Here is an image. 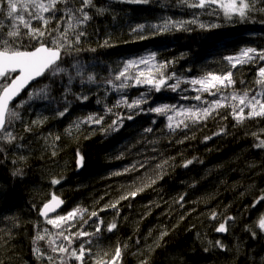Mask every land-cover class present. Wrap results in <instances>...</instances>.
<instances>
[{
	"label": "trees",
	"instance_id": "trees-1",
	"mask_svg": "<svg viewBox=\"0 0 264 264\" xmlns=\"http://www.w3.org/2000/svg\"><path fill=\"white\" fill-rule=\"evenodd\" d=\"M95 2L108 11L103 15L90 12L92 19L84 26L86 35L81 38L82 50L77 55L87 66L86 71L95 75L96 83L81 85L79 80L74 81L65 100L66 78L55 81L50 98L25 105L20 109L22 122L16 121L9 128L23 139L14 142L21 147L0 154V264H48L46 258L37 259L33 240L38 231L43 235L45 228L56 232L38 215L41 203L53 193L64 200L60 214L80 207L89 213L97 211L105 226L112 222L117 225L111 232L102 227L96 236L74 240L72 248L84 243L92 250L85 264L108 260L117 245L122 247L120 264H141L142 260L148 264H264V232L256 226L264 214V201L256 203L264 196V149L254 146L259 140L252 135L256 133L264 140V119L236 124L229 115L231 109L222 108L207 120L187 122L189 127L171 131L166 115L148 111L164 104L177 109L193 105L202 108L207 106L204 100L219 98L204 93L202 101H196L193 97L199 93L193 89L198 86L184 81L228 71L230 66L224 57L237 55L242 48L264 49V15L253 13L248 21L238 22L226 20L222 13L201 14L202 10L186 8L178 0ZM193 13L199 22L219 27L202 30L190 24L187 27L191 31L156 35L146 28V39L131 31L138 24H158L166 18L191 20ZM105 41L108 46H104ZM153 52L154 64L172 62L163 71L166 75L175 73L181 80L176 91H150L147 85L117 91L106 83L127 60ZM261 64L264 62L231 69L234 89L259 91L255 80ZM232 91L229 88L224 95ZM142 94L147 103L140 108L129 109L125 103L117 106L120 100L131 103ZM81 96L88 99H78ZM20 99H26V93ZM66 107L67 112L60 116ZM89 115L103 116V122L75 127ZM168 115L176 121L183 119L174 113ZM37 119L42 123H27ZM113 121H117L115 130L108 128ZM25 124L32 127L30 132L24 131ZM148 128L152 131H145ZM0 146L8 147L3 141ZM20 156L26 159L20 160ZM80 157L82 166L77 165ZM187 161L192 163L185 167ZM133 164L136 171H124ZM159 164L163 167H157ZM17 169L21 174L13 175ZM117 172L121 174L114 175ZM54 177L61 182L52 185ZM131 192L136 195H129ZM117 201L116 208L106 207ZM102 208L105 210L100 211ZM213 213L217 214L215 219ZM225 221L227 231L216 232L215 228ZM96 222V217L83 225L76 221L70 231L94 232ZM47 239L56 237L46 236L39 246L56 256L47 248ZM216 241L224 247L216 246ZM61 242L67 243L57 239V244ZM56 264H60L58 257ZM69 264L78 262L71 260Z\"/></svg>",
	"mask_w": 264,
	"mask_h": 264
},
{
	"label": "snow or ice",
	"instance_id": "snow-or-ice-1",
	"mask_svg": "<svg viewBox=\"0 0 264 264\" xmlns=\"http://www.w3.org/2000/svg\"><path fill=\"white\" fill-rule=\"evenodd\" d=\"M133 4H148L150 0H126ZM178 2L189 9H200L201 14L220 15L232 21L236 19L238 22H246L250 19L253 13H260L264 15V0H178ZM259 5V6H258ZM96 15H103L108 11L105 6H98L95 0H0V141H3L8 147L0 146V154L7 152L12 147H21L14 142L23 137L15 136L9 128L14 125V122L23 120L20 109L25 105H30L34 100H48L51 95L52 83L57 80L63 81L66 78V89L64 98L66 100L67 94L71 92V85L74 81L79 80L80 84L96 83L94 74L86 71L87 66L78 58V53L82 50L79 45L81 38L86 35L84 26L92 19L90 12L93 11ZM197 25L202 30H210L219 27L217 24L206 25L199 22L195 13L191 20H172L171 18L163 19L158 24H138L131 31L139 33L140 39H146L147 36L143 33L145 29L152 30V34H163L172 31H191L187 25ZM104 46H108L105 41ZM95 51V49H91ZM156 60V53H150L147 56H142L138 59L127 60L123 67L114 75L113 79L106 81L114 90H123L128 87L147 85L150 91L160 92L164 88H169L176 91L180 87L181 80L175 76V73L165 74L163 69H166L169 63L160 62L153 63ZM224 60L227 61L230 69L222 74L207 73L199 78H193L185 83H190L195 87L193 90L199 93L194 96L196 101H202V95L207 93L209 96L219 97L211 101L204 100L203 103L207 106L198 108L195 105L192 107L176 108L175 105L164 104L148 111L154 112L158 115H166L168 124L167 128L171 131L183 126L189 127V123H199L212 117L213 114H219L222 108H230L229 115L236 121V124H243L245 120L264 119V64H261L257 69V78L255 80L259 91L252 92L246 89L238 92L234 89L236 81L233 79V72L231 69H236L238 66L248 64H260L264 62V49L257 50L256 48L246 47L242 48L237 55L226 56ZM144 68L141 69L140 66ZM132 69H135L133 72ZM155 69V71H153ZM47 80L49 83H43ZM169 80H175L174 83L169 84ZM118 81L119 83H115ZM132 83H129V82ZM232 88L230 95L224 93ZM26 92V99L17 98L21 93ZM187 98V97H185ZM81 100H87V96L78 97ZM233 101L235 103H226V101ZM15 102V103H14ZM121 103L127 104L129 109L140 108V105L147 103L144 94L140 98L128 103L126 99L117 102V106ZM247 109V111H246ZM67 107L64 111L59 112L60 116L65 115ZM111 112V109H108ZM182 116L183 119L174 120L173 115ZM227 118V117H225ZM103 116L89 115L85 120L76 123L75 127L79 128L81 123L101 124ZM128 119H132L129 115ZM41 120H33L32 125H39ZM117 121H113L108 126L109 129L115 130L114 126ZM32 127L28 124L24 125V131L30 132ZM151 132L152 129H145ZM223 131V129L221 130ZM264 133V129L261 130ZM218 134V133H217ZM259 142L254 146L256 148L264 149V140L259 139ZM59 139V137H56ZM206 139H210L206 138ZM55 154V153H53ZM20 160L26 159L23 156ZM15 163V161H13ZM144 163H140V167H144ZM164 163H167L165 161ZM192 161H187L185 167L191 164ZM83 157L77 160V165L82 166ZM157 167H163L162 164ZM137 170V165L133 164L126 168L125 172H132ZM21 170L17 169L13 175H20ZM117 172L114 175H120ZM60 179L53 178L52 185L59 184ZM152 183H155L153 180ZM143 189H139L142 191ZM135 196L136 192L129 193ZM127 196H122L121 199H127ZM183 199V197H181ZM264 201V196H261L256 203ZM113 203L106 207L116 208L117 204ZM63 204V201L54 193L51 198L43 203L39 209V214L46 218V223L56 229L55 233L50 232L47 228L43 229V235L37 232L34 237V244L37 246L33 249L37 259H47L48 264H56L57 257L60 264H69V261L74 260L78 264H85L87 254L91 253V248H85V244L81 243L78 248H72L75 239L83 237L96 236L102 231V227L106 228L108 232L113 231L117 225L115 222L104 225V221L99 219L97 211L88 212L87 209L77 207L65 215L57 214L50 217L49 214L56 211V209ZM255 207V204L253 205ZM102 208L100 211H104ZM87 213V219L85 214ZM216 213L212 214V219L216 218ZM93 217L97 218L95 224V231L88 232L86 230H78L71 232L70 229L75 227L76 221L81 225L88 223ZM227 219H232L231 217ZM261 232H264V214L260 216L256 225ZM251 231V228L248 229ZM216 232H226V221L219 224L215 228ZM68 233V234H66ZM256 233L253 232V235ZM55 235L56 239H47V248L50 255L42 251L38 242L45 240L46 236L52 237ZM167 233H162L160 240ZM57 239H62L67 243L57 244ZM90 243V241H87ZM211 244V241L209 242ZM216 246L223 248L220 241H216ZM123 247H127L124 245ZM156 247H159V242H156ZM205 251H208L206 248ZM105 255H108L105 253ZM122 256V247L117 245L114 253L108 260L96 259L94 264H120ZM141 264H148L147 260H142Z\"/></svg>",
	"mask_w": 264,
	"mask_h": 264
},
{
	"label": "water",
	"instance_id": "water-1",
	"mask_svg": "<svg viewBox=\"0 0 264 264\" xmlns=\"http://www.w3.org/2000/svg\"><path fill=\"white\" fill-rule=\"evenodd\" d=\"M27 92V90H25V92L24 93H21V96L20 97H18L17 98V100H19L25 93ZM15 103V102H14ZM60 198V197H59ZM62 201H63V199L62 198H60ZM64 207H65V203H64V201H63V204L62 205H60L57 209H56V211L55 212H53V213H50L49 214V216L50 217H54L55 215H57V214H60L61 213V211L64 209ZM40 215V214H39ZM41 218L44 220V221H46V218L45 217H42L41 216Z\"/></svg>",
	"mask_w": 264,
	"mask_h": 264
},
{
	"label": "bare ground",
	"instance_id": "bare-ground-1",
	"mask_svg": "<svg viewBox=\"0 0 264 264\" xmlns=\"http://www.w3.org/2000/svg\"><path fill=\"white\" fill-rule=\"evenodd\" d=\"M31 122H32V121H31ZM31 122L27 121V123H29L30 125H32ZM58 197H59V196H58ZM62 199H63V198H62ZM48 200H49V199L46 198V200H44L41 204L43 205V203L47 202ZM63 201H64V200H63ZM41 204H40V205H41ZM42 205L38 208V211H39V209L42 207ZM63 210H64V209H63ZM63 210H62V211H63ZM62 211H61V212H62ZM38 215H39V214H38ZM39 218H40L43 222H46V221H44V220L41 218L40 215H39ZM38 232H40V231H38ZM40 233L42 234V232H40ZM46 241H47V240H46Z\"/></svg>",
	"mask_w": 264,
	"mask_h": 264
},
{
	"label": "rangeland",
	"instance_id": "rangeland-1",
	"mask_svg": "<svg viewBox=\"0 0 264 264\" xmlns=\"http://www.w3.org/2000/svg\"><path fill=\"white\" fill-rule=\"evenodd\" d=\"M62 215V214H61Z\"/></svg>",
	"mask_w": 264,
	"mask_h": 264
}]
</instances>
